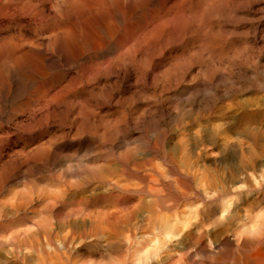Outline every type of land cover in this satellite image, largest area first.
<instances>
[{
  "label": "bare ground",
  "instance_id": "1",
  "mask_svg": "<svg viewBox=\"0 0 264 264\" xmlns=\"http://www.w3.org/2000/svg\"><path fill=\"white\" fill-rule=\"evenodd\" d=\"M250 1L264 6V0H0V198L10 208L19 202L24 211L12 221L0 203V248H7L0 253V264H149L157 254L137 239L138 213L175 216L187 199L196 204L191 217H174V228L173 222L172 227L166 222L167 215V224L161 221L182 250L171 264H196L193 258L204 236V246L212 251L213 240L199 228L212 213L217 188L226 190L219 172L202 168L207 152L203 154L201 145L210 127H192L187 118L188 122L174 121L170 134L161 127L160 134L150 136L146 128L155 123L152 119L157 117L151 116L157 108L168 101L165 92L175 95L183 86L208 84L219 70L215 64L221 54L251 61L244 53L247 46L241 47L246 43L235 46V30L226 28ZM260 32L264 38V28ZM11 71L19 78L14 85L8 80ZM189 74L190 86L185 84ZM124 83L136 101H121ZM227 110L234 114L228 116ZM215 114L217 121H233L207 124L226 149L212 164L227 161L231 169L229 162L236 160L237 170L248 173L257 165L253 149L262 145L264 129L248 130L252 119L239 102L219 105ZM138 126L145 128L141 137L131 135ZM231 131L244 140H232ZM77 154L78 164H65ZM10 183L23 188L5 189ZM205 188L216 194L205 197ZM146 193L151 201L144 199ZM229 206L226 203V209ZM242 220L237 254L231 253L226 238L221 247L215 245L230 251V258L225 257L231 264H264V241L259 239L264 238V214ZM212 253L216 252H209L210 261L216 259Z\"/></svg>",
  "mask_w": 264,
  "mask_h": 264
},
{
  "label": "rangeland",
  "instance_id": "2",
  "mask_svg": "<svg viewBox=\"0 0 264 264\" xmlns=\"http://www.w3.org/2000/svg\"><path fill=\"white\" fill-rule=\"evenodd\" d=\"M261 7L262 8H264V6L261 4V3H254L253 1L251 2H249L248 4H246L245 6H242V8H239V10L237 11V18H236V16H235V20H236V23H235V20H234V22H233V20L231 21H229L230 23H232V24H230L228 21V23H227V25H226V28L227 29H230V31L232 30H235L234 32H235V34H238V35H235L234 34V32H232V39H234L233 41H234V45L236 46L237 45V47L238 46H241V44L243 45V44H245V45H243V46H241V47H243V49H244V47H246V51L244 52L245 53V55H247L248 57H249V60H251L249 63L248 62H244V60L243 59H241V58H234L233 56H232V54H229L228 56L226 55V56H224V55H222L221 54V56H218L219 58H218V60L216 61V64H215V66L217 67V68H219V70H218V72H219V74H218V72H216V74L218 75H216V74H214L213 75V79L210 81V82H208V84H206V82H205V84L206 85H208V86H206L205 84H204V82H201L198 86L196 85V88L198 89V92H194L195 90H194V88H195V84L193 85V84H189L188 83V81H189V78H190V74L188 75V77H186L187 79H186V81H187V83H185V84H188V86H190V85H193V86H190V87H192V88H190L189 89V87H187V86H183V87H181V88H183L184 89V91H186V93L183 91V89H181L180 88V90L179 91H177V94H175V95H173V93H172V91H170V92H165L164 93V95H167L168 94V97L167 98H165V99H167L168 101H166L165 102V104H164V106H159L157 109L158 110H156L157 111V113H156V111L154 112V114L151 116V117H154V118H156V119H152L153 120V122H155L154 124H150L151 125V127H150V125L149 126H147V130L149 131V135L150 134H153V135H150V136H154L155 134H156V132L158 133V134H160V132L161 131H163L164 129L166 130V132L168 131V133L167 134H170V133H172L173 132V130H174V128L176 127V125L178 124L177 122H179L178 120H180V122H188L187 121V118H189L188 120H189V123H192L193 125H192V127H194L196 124H200V125H202V126H207L209 129L208 130H210V131H213V127H211V126H213V125H215V124H213V125H211L212 124V122L213 123H218V121H220V120H216L217 119V115L215 114V113H218V109H219V105L220 106H224V105H226V104H235V103H240L242 106H244L245 107V110H246V113H248L249 115H250V118L252 119L251 120V123H250V128H248V130L249 131H251V130H255L256 129V126H259L258 128H261L262 130L264 129V109H263V106L262 105H264V102H263V104H262V101H264V38H263V35H262V33L260 32L261 31V29H263L264 28V9H261ZM248 8H249V10L250 11H248ZM251 10H252V12H251ZM257 10V11H256ZM243 15V17H240V16H242ZM263 15V16H262ZM247 16H248V18H247ZM251 17V18H250ZM241 18V20H238V22H237V19H240ZM257 25V26H256ZM254 27V28H253ZM243 30V31H242ZM258 30H260V31H258ZM259 33H258V32ZM243 34H242V33ZM246 32V33H245ZM241 33V34H240ZM234 34V35H233ZM246 36V37H245ZM256 37V38H255ZM248 44V45H247ZM261 44V45H260ZM259 45H260V47H259ZM257 47H259V48H257ZM251 48H253V49H251ZM263 48V49H262ZM257 50V51H256ZM261 50V51H260ZM248 51V52H247ZM260 51V52H259ZM250 52V53H249ZM249 53V54H248ZM261 53V54H260ZM249 55H251V57L249 56ZM257 55V56H256ZM228 58V60H226L227 58ZM230 57H231V59H230ZM243 58V57H242ZM232 60V61H231ZM239 60H241V61H239ZM259 60V61H258ZM229 61V62H228ZM255 61V62H254ZM244 62V63H243ZM226 65H225V64ZM231 63H233V64H231ZM241 63L243 64V65H241ZM246 63V64H245ZM230 64V65H229ZM248 64V65H247ZM226 66H228L227 68H226ZM251 67V68H250ZM230 68V69H229ZM226 69V70H225ZM196 70V69H195ZM195 70H192L191 71V75L192 74H194L195 73ZM228 70V71H227ZM233 71V72H232ZM226 72V73H225ZM228 73V74H227ZM15 75V76H14ZM10 77L8 78V80H9V84H15V81L16 82H18V80H19V78H18V76L16 75V73L14 72V73H12V71H11V73H10V75H9ZM13 76V77H12ZM215 76H217V77H215ZM259 76V77H258ZM15 77V78H14ZM12 78V79H11ZM254 78V79H253ZM10 79H11V81H10ZM16 79V80H15ZM225 79V80H224ZM12 80H13V82H12ZM216 80V81H215ZM227 81V82H226ZM259 82V83H258ZM202 83H203V86H202ZM212 83V84H211ZM211 84V85H210ZM214 84H215V87L216 88H214ZM126 83H124L122 86V97H121V101H123V103L124 102H126V103H129V101H136V97H135V99L133 98L132 99V97H134V96H132V90L131 89H129V88H126V90L124 89V87H126ZM210 85V86H209ZM199 86H200V88H199ZM204 86H206L207 87V89L206 88H204ZM212 86V87H211ZM202 87V88H201ZM236 87V88H235ZM187 88V89H186ZM195 88V89H196ZM204 88V89H203ZM209 88V89H208ZM129 89V90H128ZM189 89V90H188ZM211 89V90H210ZM226 89V90H225ZM228 89V90H227ZM237 89V90H236ZM192 90V91H191ZM215 90V91H214ZM236 90V91H235ZM207 91H210L209 92V95H208V92ZM213 91V92H212ZM191 94H190V93ZM170 93V94H169ZM181 93H183V94H181ZM202 93V94H201ZM212 93H213V96H212ZM179 94V95H178ZM182 96H181V95ZM223 94H225V96L223 95ZM124 95V96H123ZM130 95V96H129ZM170 95V96H169ZM186 95V96H185ZM206 95H208V96H206ZM223 95V96H222ZM231 95V96H230ZM174 96V97H173ZM179 96V97H178ZM195 96V97H194ZM204 96V97H203ZM228 96V97H227ZM131 97V98H130ZM189 97V98H188ZM224 97H226V98H224ZM176 98V99H175ZM178 98V99H177ZM206 98V99H205ZM197 99V100H196ZM202 99V100H201ZM227 99V100H226ZM263 99V100H262ZM126 100V101H125ZM192 100H193V102H192ZM206 100H207V102L208 103H210V104H207V102H206ZM179 101V102H178ZM204 101H205V103H206V105H205V103H204ZM214 103H213V102ZM222 101V102H221ZM248 101V102H247ZM202 102V103H201ZM213 104H212V103ZM247 102V103H246ZM260 102V103H259ZM197 103H199V105L197 104ZM201 103V104H200ZM203 103H204V105H203ZM223 103H224V105H223ZM226 103V104H225ZM253 103H255V104H253ZM194 104V105H193ZM219 104V105H218ZM252 104H253V106H252ZM165 105H167V106H169V107H166ZM192 105V106H191ZM196 105V106H195ZM211 105L213 106V105H215V106H213V108L211 107ZM191 106V107H190ZM194 106V107H193ZM199 106H200V108H199ZM207 106V109H208V111H207V109L205 108ZM251 106H252V108H251ZM184 107H185V109H184ZM187 107L189 108L188 110L189 111H191V109H192V113L191 112H189L188 110H187ZM198 107V113L196 112V114H195V110H196V108ZM202 107L204 108V109H202ZM214 107H216V109L214 108ZM218 107V108H217ZM256 107H257V109H256ZM170 108V109H169ZM164 111H163V110ZM166 109V110H165ZM168 109V110H167ZM177 111H175V110ZM182 109V110H181ZM201 109V110H200ZM216 111H214V110ZM262 109V110H261ZM207 112H206V111ZM211 110V111H210ZM247 110H248V112H247ZM251 110V111H250ZM254 110V111H253ZM259 110V111H258ZM261 110V111H260ZM178 111H180V114H182V115H180L179 114V112ZM182 111H183V113H185L184 114V116H183V113H182ZM201 111V112H200ZM210 111V112H209ZM228 111V116L229 115H232V114H234V113H231L229 110H227ZM226 111V112H227ZM257 111V112H256ZM211 112H215V113H211ZM238 112H240V110H238ZM252 114L253 112V114H252V116H251V114ZM159 113H160V115H159ZM176 113V114H175ZM189 113V114H188ZM241 113H242V111H241ZM258 113V114H257ZM198 114V115H197ZM205 114H206V116H205ZM208 114H209V117H208ZM257 114V115H256ZM157 115V116H156ZM259 115V116H258ZM177 116L179 117V118H177ZM197 116H198V118H197ZM199 116H200V118H199ZM205 116V117H204ZM215 116V117H214ZM171 117V118H170ZM183 117V118H182ZM204 117V118H203ZM253 117V118H252ZM196 118V119H195ZM206 118V119H205ZM195 119V120H194ZM201 119V120H200ZM204 119V120H203ZM229 121H228V120ZM227 119H225V120H223V121H228V123L229 122H231V121H233L232 119L233 118H230V117H228ZM231 119V120H230ZM157 120V121H156ZM160 120V121H159ZM186 120V121H185ZM197 120V121H196ZM198 120H199V122H198ZM203 120V121H202ZM214 120H216V121H214ZM159 121V123H158V125H157V122ZM177 123H175V122ZM191 121V122H190ZM194 121V122H193ZM203 122V123H201V122ZM223 121H220V122H223ZM174 122V123H173ZM173 123V124H172ZM209 123V124H208ZM259 123L261 124V125H259ZM165 124V125H164ZM206 124V125H205ZM211 125V126H208V125ZM263 124V125H262ZM156 125V126H155ZM261 126V127H260ZM139 127V129L138 128H135V129H133L134 131H132V134L131 135H133V136H135V137H139L140 135H143V133H145V128L142 126H138ZM148 127H150V129H148ZM155 127H157V128H155ZM163 128V130H162V128ZM143 128V129H142ZM151 128H153V129H151ZM161 130H160V129ZM188 128H190V127H188ZM154 129H157V130H155V133H153V131H154ZM168 129V130H167ZM169 129H170V132H169ZM251 129V130H250ZM147 130H146V132H147ZM150 130H151V132H150ZM240 130V129H239ZM160 131V132H159ZM175 131V130H174ZM210 131H207L208 133H210ZM205 133L204 135H203V142H204V144H206V145H204L203 144V142H202V151H203V154L204 153H206V154H204V156H203V158H202V165H204L202 168H204L205 169V171L206 172H209V170L211 169V170H215L216 171V173H218V174H220V175H222V177H224L225 178V182H224V191L225 192H221V188H217V191H216V193L218 194H216L215 192L213 193V191H211V189H209V190H207V188H205L204 190H206L207 192L206 193H204L203 195H205V197L207 196V197H209L208 196V194L209 195H212L213 194V196L215 195V198L214 199H216V201L215 200H213V202L215 201V204L212 202V204H213V209H212V213H211V215H210V217H209V219L206 221V222H204V226L202 225V227H201V229L199 228V230L201 231H204V234H206V233H208L209 234V238L210 239H212L213 241H212V244H214L213 246H212V248H211V250L212 251H210V250H208L205 246H204V244H206V236H204V238H203V246H202V248L199 250V253L197 254V256H199V258H197V256H195L194 258H193V260L196 262V264L198 263L199 264V261H200V264H213L214 262V264H220V262H222L221 264H227L226 262H230V263H228V264H231V259H229L228 260V258H226V257H229L230 258V254L232 253L233 255H235V254H237V252L236 251H238V247H239V245H240V243H241V240L239 239V238H237L238 236H239V230H240V224L243 222V220L242 219H244V221L246 220V221H250L249 219H251V218H253V215H255L256 213H262V214H264V140H262V145H260V146H257V147H255V149H253L254 151V156H255V158H256V160H257V162H256V166L253 168V169H248V170H246L248 173H246V172H244L243 174H241L242 172H240L239 171V169L237 170V167L235 166V162H236V160H235V162H229V160H228V162L229 163H231V169L230 168H228V164L226 163L227 161H225V162H223V163H220L218 166H214L212 163H213V161L215 160V158H216V160L218 159V160H220L221 159V156H223V153H224V151L226 150L225 149V147H223L222 146V144H221V142H218L219 140H220V138L218 137L217 138V136L214 134V133H212V135H211V133H210V136L208 135V133ZM236 132H232L231 131V133L229 134V136H230V138H231V136H232V140H234V141H236V139L235 138H237V139H241V135L239 134V133H237L238 135H236L235 134ZM139 135V136H138ZM212 136V137H211ZM233 136H235V137H233ZM238 136V137H237ZM240 136V137H239ZM141 137V136H140ZM206 137V138H205ZM207 137H209V139L211 138H213L212 139V141L211 140H209ZM221 137V136H220ZM210 142H212V143H209V141ZM242 139H243V137H242ZM246 139V138H245ZM264 139V138H263ZM207 140V141H206ZM218 140V141H217ZM244 140V139H243ZM205 141H206V143H205ZM221 141V140H220ZM246 142H249L247 139L245 140ZM252 141V140H251ZM250 141V142H251ZM215 142V143H214ZM249 142V143H250ZM209 144V145H208ZM210 144H212L213 146H211ZM216 144H217V146H218V148L220 149H218L217 148V146H216ZM215 145V146H214ZM220 145V146H219ZM201 146H200V148H201ZM207 147V148H206ZM216 147V148H215ZM261 147V148H260ZM203 148H204V150H203ZM206 148V149H205ZM210 148V149H209ZM213 149V150H212ZM222 149L224 150V151H222ZM206 150H208V151H206ZM212 150V151H211ZM230 150V149H229ZM217 151V152H216ZM212 154H211V153ZM223 152V153H222ZM214 153V154H213ZM217 153H219V154H217ZM215 154H217V155H220V154H222V155H220L219 157L218 156H216ZM211 155H213V156H211ZM79 154H77L75 157L73 156L71 159H70V161H67V163H65L66 165L67 164H69V163H71L72 161L74 162H72L71 164L73 165H76V164H78L79 163ZM207 156V157H206ZM78 157V158H77ZM204 157H206V158H204ZM212 157V158H211ZM218 157V158H217ZM75 158V159H74ZM213 158H214V160H213ZM204 159V160H203ZM211 159V160H210ZM72 160V161H71ZM77 160V161H76ZM217 160V161H218ZM76 161V162H75ZM206 161V162H205ZM76 163V164H75ZM205 165H207V166H205ZM213 165V166H212ZM210 167V168H209ZM218 169V170H217ZM232 169H233V171H234V173L233 172H231L232 171ZM212 171V172H213ZM236 171H238V172H240V173H238V172H236ZM211 172V171H210ZM83 173V172H82ZM233 173V177H231V174ZM238 174H240V175H238ZM244 174H248V175H244ZM83 175V174H82ZM244 177H245V179H244ZM248 177H249V179H248ZM242 178V179H241ZM239 179H241L242 180V182H241V180H239ZM247 180V181H246ZM16 184V185H15ZM8 186H12L11 187V189H16L17 190V188H18V186L19 187H21L22 185L21 184H18V183H10V185L8 184L7 186H6V188L5 189H9L10 187H8ZM142 186V185H141ZM14 187V188H13ZM16 187V188H15ZM22 188H23V186H22ZM21 188V189H22ZM245 189H247V190H245ZM18 190H20V188L18 189ZM245 191H247V193L245 192ZM205 192V191H204ZM221 192V193H220ZM243 192H245V193H243ZM212 193V194H211ZM220 193V194H219ZM241 193H243L242 195H241ZM147 194V193H146ZM144 195V199L147 201V197L149 198L148 199V201H151L150 199H151V197L152 196H150L149 194H147V195ZM222 194V195H221ZM248 196H247V195ZM220 198H219V197ZM243 196V197H242ZM246 196V197H245ZM204 197V198H205ZM153 198V197H152ZM241 198H242V200H241ZM244 198V199H243ZM143 199V200H144ZM144 200V201H145ZM244 200H247L245 203H244ZM248 201H250L249 203L251 204V206H250V204L249 203H247ZM252 201V202H251ZM258 201V202H257ZM18 202V201H17ZM188 202V203H187ZM191 202V199H187V201H185V203L183 204L184 206H185V204H186V208L183 206V207H180V206H182V205H180L179 207L181 208V210H180V208L178 207L177 208V213H176V215L175 216H169V215H171V213L169 214V213H167V214H159L158 215V217H159V219H158V217L156 218L155 216L156 215H151L150 213H148V212H146V211H143V210H141L139 213H138V215L137 216H139L138 218H137V227L139 228V229H137L138 231H137V239L139 240V242L141 243V245L142 246H144L145 248H148V249H151V251H153V252H155V250H156V254H157V256L155 257V258H153L152 260L153 261H150V263H154V264H171L173 261H175V260H177L178 259V257L180 256V253L182 254V250H180V249H178L177 248V246H175V245H178V242H177V238L175 239V237H173V236H171V234H170V232H165L164 230H166V229H164V227H162L163 226V224H164V222H165V220H167L168 219V217H170V219L168 220V221H166V222H170V223H168L169 225L172 223V225H173V228L177 225V220L179 221V220H181V218H182V216H184L185 217V215H186V213L188 214V216H186V218L187 217H191V215L190 214H192L191 212H192V209H194L193 207H196V204H193L192 202ZM230 204H229V203ZM241 202V203H240ZM0 203H1V205H3V202H2V199L0 198ZM14 203V202H13ZM13 203H12V205L11 206H13ZM16 203V202H15ZM200 203H203V200H200L199 201V203H198V205L199 206H201L202 204H200ZM223 203V204H222ZM226 203L228 204V206L230 207V209H229V207L226 209ZM243 203V204H242ZM21 205L19 202L18 203H16V205L14 206V207H11V208H13V209H11L10 208V204H8V206L6 205H3V206H5V207H8V208H5L4 207V209H5V211L7 212V214L8 213H11V214H9V219L10 220H12V221H18V219H20V217H22L24 214V211H23V209L21 208L22 206H18V205ZM188 204V205H187ZM191 204H193V205H191ZM225 204V205H224ZM246 204V205H245ZM223 205V206H222ZM192 208H191V207ZM242 208H244L245 206H247V207H245V208H248V209H242ZM248 206H250V207H248ZM18 207H20V209L18 208ZM190 207V208H189ZM202 207V206H201ZM223 207V208H222ZM15 208V209H14ZM240 208V209H239ZM7 209V210H6ZM17 209H18V216L17 215H15V210L17 211ZM223 209H224V211H223ZM228 210V211H226V210ZM241 209H242V211H241ZM13 210H14V212H13ZM179 210V211H178ZM184 210H186V211H184ZM235 210V211H234ZM248 210V211H247ZM8 211H11V212H8ZM22 211V212H21ZM181 211V212H180ZM184 211V212H183ZM188 211H190V212H188ZM239 211V212H238ZM244 211V212H243ZM247 211V212H246ZM259 211V212H258ZM261 211V212H260ZM180 212V213H179ZM234 212V213H233ZM243 212V213H242ZM148 214V216H147V214ZM183 213V214H182ZM230 213V214H229ZM242 213V214H241ZM246 213V214H245ZM144 214V215H143ZM150 214V215H149ZM169 214V215H168ZM181 214V215H180ZM234 214H236L235 216H234ZM239 214V215H238ZM244 214V215H243ZM12 215V217H10ZM146 215V216H145ZM164 215L166 216H168V217H166L167 219H165V217H164ZM222 215V216H221ZM226 215V216H225ZM230 215H232L233 216V218H232V216H229ZM241 216L242 215V219H241V217H238V216ZM145 218H144V217ZM154 218V219H151L152 217ZM224 216H225V218L228 216L229 217V219L228 218H224ZM245 216H247V218L245 217ZM249 216V217H248ZM16 217V218H15ZM142 217V218H141ZM148 217V218H147ZM151 217V218H150ZM162 217H164V219L162 218ZM171 217H173V218H171ZM177 219H175V218ZM178 217V218H177ZM180 217V218H179ZM18 218V219H17ZM140 218V219H139ZM150 218V219H149ZM158 219V221L156 220V219ZM162 218V219H161ZM246 218V219H245ZM14 219V220H13ZM139 219V220H138ZM143 219V220H142ZM145 219H147V221L149 222V220H150V223H153V225L152 224H146V220ZM161 219V220H160ZM172 219V220H171ZM173 219L176 221V222H174L173 221ZM211 219V220H210ZM231 219V220H230ZM140 220L142 221V222H140ZM154 220H156L155 222L156 223H158L157 225L155 224V222H153ZM164 220V221H163ZM215 220H216V222H215ZM228 220H230V222L228 221ZM233 220V221H232ZM146 221V222H145ZM162 221L163 222V224H162V222L160 223V222ZM210 221V222H209ZM140 222V223H139ZM145 222V223H144ZM165 222V223H166ZM215 222V223H214ZM218 222V223H217ZM160 223V224H159ZM208 223V224H207ZM229 223H231V224H229ZM140 224V225H139ZM142 224V225H141ZM144 224V225H143ZM167 224V223H166ZM176 224V225H175ZM205 224L207 225V226H205ZM226 224H228V225H226ZM146 225V226H145ZM158 225H160V226H158ZM172 225H170L171 227H172ZM142 226V227H141ZM150 226H151V228H150ZM153 226H155L154 228H153ZM226 226V227H225ZM145 227H147V228H149L148 230H146L145 229ZM203 227H205V228H203ZM159 228V229H158ZM164 230H163V229ZM188 229L189 228H191V229H189L190 231L192 230V225L190 226V224L188 225V227H187ZM143 229V230H142ZM188 229H185V230H188ZM223 229V230H222ZM140 230V231H139ZM193 231V230H192ZM201 231V232H202ZM205 231H207V232H205ZM221 231H223V232H221ZM225 231V232H224ZM165 232V233H164ZM219 232V233H218ZM221 232V233H220ZM142 233H143V235H142ZM167 233V234H166ZM214 235H213V234ZM220 234V235H218V234ZM224 233V234H223ZM164 234H166V235H164ZM211 234H212V236H211ZM217 234V235H216ZM221 234H223L224 236H222ZM237 234H238V236H237ZM143 237H142V236ZM140 236H141V238H140ZM169 236L171 237V239L169 238ZM215 236V237H214ZM218 236V237H217ZM220 236H222V237H220ZM237 236V237H236ZM167 237V238H166ZM172 237L174 238V240L172 239ZM212 237V238H211ZM169 238V239H168ZM214 238V239H213ZM218 240H217V239ZM224 238V239H223ZM225 238H226V240H227V247L229 246V244H230V242H231V245L229 246V247H231V253L229 254V252H226L225 251V248H220L221 247V243L223 242L222 240H224L225 241ZM262 239L261 241H264V238H262L261 236L259 237V239ZM237 239V240H236ZM175 240H176V242H175ZM187 240V241H186ZM185 241L186 242H188V239H186ZM240 240V241H239ZM221 241V242H220ZM217 242V243H216ZM177 243V244H176ZM239 243V244H238ZM218 246L219 244V248L216 246V245ZM122 245H124L123 243H122ZM215 246H216V248H218V249H216L215 248ZM204 247L206 248V250L208 251H205V249H204ZM237 249H236V248ZM4 248V249H3ZM3 249V250H2ZM7 248L6 247H2V248H0V253H2V252H4L5 250H6ZM177 249V250H176ZM224 249V250H223ZM2 250V251H1ZM218 250H220V252L218 251ZM236 250V251H235ZM180 251V252H179ZM200 251H201V254H200ZM184 252V251H183ZM190 252H192V250L190 251ZM189 252V250H188V253L187 254H191ZM209 252H216L218 255H216V253H212V254H215V257H216V259L214 260V261H210L209 260V258H208V255H210L209 254ZM225 252V253H224ZM236 252V253H235ZM206 253H208V254H206ZM222 253H224L223 255H222ZM4 253H2V255H3ZM226 256V257H225ZM221 258V259H223V260H221V259H218V258ZM168 258V259H167ZM197 260H199L198 262H197ZM224 260H226V261H224ZM217 261V262H216ZM156 262V263H155ZM149 263V264H150ZM147 264V263H146Z\"/></svg>",
  "mask_w": 264,
  "mask_h": 264
}]
</instances>
